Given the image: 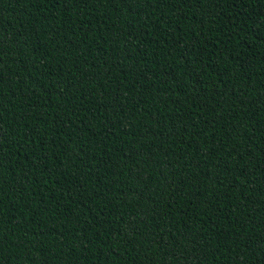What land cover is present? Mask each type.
<instances>
[{
  "label": "trees",
  "instance_id": "16d2710c",
  "mask_svg": "<svg viewBox=\"0 0 264 264\" xmlns=\"http://www.w3.org/2000/svg\"><path fill=\"white\" fill-rule=\"evenodd\" d=\"M0 264H264V0H0Z\"/></svg>",
  "mask_w": 264,
  "mask_h": 264
}]
</instances>
